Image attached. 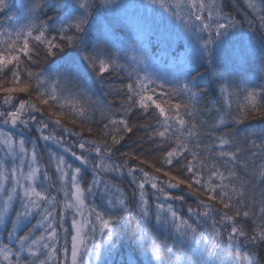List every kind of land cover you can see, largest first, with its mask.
I'll return each instance as SVG.
<instances>
[{"label": "snow or ice", "instance_id": "1", "mask_svg": "<svg viewBox=\"0 0 264 264\" xmlns=\"http://www.w3.org/2000/svg\"><path fill=\"white\" fill-rule=\"evenodd\" d=\"M12 6L0 0V14ZM103 6L133 25L139 47L133 46L131 56L112 50L118 44L109 29L102 39L93 34L94 0H28L22 5L26 22L0 28V124L16 130L0 127V225H11L8 243L0 241V264H111L109 257L136 212L129 240L142 258L130 255L124 264H240L230 252L234 246H264V139L257 143L249 132L245 147L235 130L222 129L257 115L264 119V85L241 80L232 86L221 59L234 42L246 40V54L264 61V0H243V6L230 0H103ZM153 36L166 45H185L180 72L167 88L151 57L135 54L146 53L145 42ZM41 52L49 63L34 71L29 64H38ZM122 72L129 82L112 84ZM97 88H107L105 96H120V107L93 102ZM205 101L220 106L204 107ZM93 109L101 115L98 139L83 135L94 131ZM206 114L211 120L203 118ZM78 122L81 131L69 127ZM134 129H143L146 142L162 152L161 166L149 164L147 171L141 166L148 163L140 159L143 152L120 151ZM32 130L38 136L26 137ZM57 131L75 136L73 146ZM41 140L79 162L74 166L49 152L62 200L51 194L55 185L41 167ZM117 153L123 163H117ZM133 159L139 164L129 166ZM89 169L93 178L85 187ZM110 173L127 176L134 186L131 198L103 179ZM101 188L103 203L89 204L88 197L94 199ZM186 197L196 199L187 217L175 203L185 204ZM241 220H250L252 230Z\"/></svg>", "mask_w": 264, "mask_h": 264}, {"label": "trees", "instance_id": "2", "mask_svg": "<svg viewBox=\"0 0 264 264\" xmlns=\"http://www.w3.org/2000/svg\"><path fill=\"white\" fill-rule=\"evenodd\" d=\"M13 4L12 8L6 14H0V28H13L21 23H25V9L22 5L28 3V0H10ZM230 3L237 4L243 6V0H230ZM227 10L233 11L235 14L234 9L229 7ZM92 26H93V34L100 37L101 39L105 36V30L109 29L112 35V38L118 44V48L112 49L113 51H120L122 56L127 55L131 56L133 54V46L139 47L135 37V32L131 27V24L127 22L125 18H121L117 20L111 13L107 11V8L103 6V0H94V7L92 9ZM42 19L47 20V16L42 15ZM239 18V16H238ZM247 29V25L245 26ZM3 39H9L8 36L2 37ZM13 39L15 37H12ZM147 45L146 53L144 51H137L136 55H148L151 57L152 61H154V72L156 73V77L160 79H166V88L171 85V77L173 73H179L181 68V55L180 50L183 48V41H178L176 43L166 45L164 42L158 40L156 37H151V42H145ZM176 44V45H175ZM247 42L239 41L238 45L235 46L232 44L223 54L221 59V70L224 71L225 76L229 81L232 82V86L238 84L241 80H246L249 82L250 85H264V61L261 60L259 55L252 56L250 54H246ZM54 59H59L54 58ZM39 63L29 66L34 71H39L41 68H46L49 60L44 59L43 53L41 52V56L39 57ZM122 63L127 62L125 60H121ZM203 71V69H201ZM212 80L213 86L216 88V98L217 100H222V96L219 93V88L216 85L215 79L210 77ZM128 79L125 73H121L120 77H114L111 81L112 84L116 86H120L121 84L128 83ZM107 91L105 89H96L94 94L92 95V101L98 102L100 105L107 107L111 104L113 109L119 108L121 103V97L115 94H109L107 96L104 95V92ZM204 107H219V103L216 104H208L206 101L204 102ZM0 110H4V106L2 105V101H0ZM212 115H215L213 111ZM205 120H211L210 115H205L203 117ZM103 122H107L106 120ZM130 122L132 123H143L144 121L139 119H132ZM94 131L92 133L87 132L84 130L83 135L86 138L93 139V138H100V132L102 129L101 123V115L100 112L96 109H93V121L91 123ZM69 127H73L75 131H81L79 127V122L76 126L69 124ZM261 129H264V119L261 116L257 115L255 118L250 117L244 124L240 125H229L227 128L222 129L224 132H232L235 130L236 133L239 135L237 139L242 143L243 146L248 147L250 146L251 140L248 141L247 144H244V137L247 136L249 132H254L255 135L251 137V139H255L257 143H260L264 136L261 134ZM15 133V131H14ZM135 134H129L125 137V140L121 142V145L118 146L120 151H135L137 155H140L143 152V155H140L141 160H145L148 163L145 165H141L145 167L147 171H152L149 164H156L158 167L161 166L158 161H160L162 152L155 151L156 145L152 142H146V134L143 129H134ZM221 134V130H217V135ZM57 135H69L68 133H61L57 131ZM38 133L35 130L30 131L29 138H36ZM73 140L77 138L75 136H71ZM159 143V141H157ZM72 145V144H71ZM30 145H28L29 147ZM40 156L43 159V155H47L45 148L40 145L39 146ZM49 155H47L46 158ZM67 162L72 163L74 166L77 165L76 161L73 159L72 156H66ZM117 163H123L124 158L116 154L115 157ZM129 166H135L139 164V161L133 159L130 160ZM259 163V161H257ZM167 170V167L166 169ZM49 175L53 178L54 187L51 189V194L57 197V200H61L63 198L62 193H57V188L59 187V183L57 180V174L55 173V168L52 167L48 170ZM139 173H137L138 175ZM175 174V173H174ZM93 178V173L91 169L88 170L87 175L83 177V185L86 187L91 183ZM105 180H111L112 182L116 183L125 194L131 198L133 187L130 185L127 176L123 179L116 176L114 173L105 174L103 176ZM161 179H165L161 176ZM149 191V198L150 200L154 201V198L151 197V189L147 187ZM176 191V190H173ZM101 193L102 188L96 190L95 198L93 196L88 197V203H95L101 204L103 201L101 200ZM177 207L181 208V215L187 217V207L190 205L192 207H196V199L195 197H186V203L181 205L179 202H175ZM16 209L19 207L16 206ZM133 211L135 209L133 208ZM139 213L136 212L135 215L132 217V223L126 227L124 234H122L119 241H117V248L114 249L112 253V260L111 264H124L127 260V256L129 254L141 257V253L135 249L134 245H131V241L129 237L132 235L133 230L135 229V221L136 217H138ZM39 219L37 216L35 219L31 221V223H36V220ZM194 220V218H192ZM71 223V214L67 216L65 226H70ZM203 223V222H201ZM240 223L243 227L251 231L253 228V223L250 220H241ZM11 225H0V241L4 243H8L7 239V231L10 229ZM203 230V229H202ZM39 235V232H37ZM163 237H161L162 239ZM211 239V237H209ZM15 246V245H14ZM230 252L235 256L236 261L240 262V264H264V246L256 250H252L247 246L244 245H237L234 246L230 250ZM219 264V262H218Z\"/></svg>", "mask_w": 264, "mask_h": 264}, {"label": "rangeland", "instance_id": "3", "mask_svg": "<svg viewBox=\"0 0 264 264\" xmlns=\"http://www.w3.org/2000/svg\"><path fill=\"white\" fill-rule=\"evenodd\" d=\"M140 2V0H129V3H139ZM157 11H160L159 9H157ZM131 15H135V13H131ZM165 15H167L166 13H165ZM131 27L133 28V25L131 24ZM133 30H134V28H133ZM155 37V36H154ZM245 42H247L246 40H244ZM184 43V42H183ZM238 43H239V41H237V42H234L233 44L235 45V46H237L238 45ZM176 45V44H175ZM184 53H185V45H183V48L180 50V55H181V60H183L184 59ZM0 127H3V129H4V131H9V130H11V131H16L15 129H11V126L9 125V126H4V125H2V124H0ZM26 137H30V132H26ZM64 139H65V141H68L69 143H68V146L69 147H72L73 145H71V141H73V139L71 138V136H69V135H66V136H64ZM49 144H50V142H49ZM40 145H42L44 148H45V150H46V153H47V155H49V152H58V153H60V154H62V155H64L65 156V159H66V156L68 157V156H71L69 153H65L64 151H63V149L62 148H60L58 145H55V144H50V146H46V142H44V141H39V146ZM29 148H30V146H29ZM73 150L74 151H76L77 152V154H80V150L79 149H77V148H75V147H73ZM39 151H41L40 149H39ZM47 155H43V159H41V156L39 157L40 158V164H41V167L42 168H46L47 170H50L52 167H54L55 168V162L54 161H50L49 160V158H46L47 157ZM49 157V156H48ZM0 158H2V153H0ZM74 159V158H73ZM67 160V159H66ZM75 160V159H74ZM76 163H77V165L79 164V162L78 161H76ZM139 175V174H138ZM104 180H105V178H103ZM52 181H53V178H52ZM147 187V186H146ZM57 198V197H56ZM63 199V198H62ZM61 199V200H62ZM16 206H18L19 207V204H18V202H17V204L15 205V207ZM69 214H71V213H69ZM68 214V215H69ZM65 224H66V221H65ZM66 227V226H65ZM113 251H114V249H113ZM113 251H112V253H113ZM112 253H111V256L109 257V259H110V262H111V260H112ZM131 254H129L128 256H127V258L126 259H128V257L130 256ZM133 258H137L136 256H133V255H131Z\"/></svg>", "mask_w": 264, "mask_h": 264}]
</instances>
